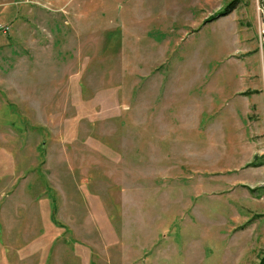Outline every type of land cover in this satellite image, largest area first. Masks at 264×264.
<instances>
[{"label":"rangeland","instance_id":"obj_1","mask_svg":"<svg viewBox=\"0 0 264 264\" xmlns=\"http://www.w3.org/2000/svg\"><path fill=\"white\" fill-rule=\"evenodd\" d=\"M263 40L264 0H0V264H259Z\"/></svg>","mask_w":264,"mask_h":264},{"label":"crops","instance_id":"obj_2","mask_svg":"<svg viewBox=\"0 0 264 264\" xmlns=\"http://www.w3.org/2000/svg\"><path fill=\"white\" fill-rule=\"evenodd\" d=\"M250 112L254 113L255 116L253 115L254 117L250 125V131H248L245 118L250 114ZM261 119L264 120V66H261L260 68H254L253 66H243V69H240V168L247 163L250 164L254 157H260V155L264 154V149H261L259 146V142L255 141L254 139V137L256 136L257 140L261 141L260 136L264 135V128L260 127ZM251 136H253L252 141L249 140ZM255 166L264 168V162H261ZM243 181V174H241L240 172V183H242ZM263 208L264 207H262L261 210H263ZM3 213L4 212H2V208L0 206V215ZM261 213L262 214H257L260 216L256 220L260 219L261 217L264 218V212L261 211ZM247 214L248 216L251 215V213L248 212ZM247 219H249L247 215L241 216L240 214V223L246 221ZM256 220L254 219V221H252L250 225H246L245 227L240 229V238L250 234L252 236L253 231L249 232V229H253V226H256L254 225ZM4 227V225H0V231L4 230ZM260 230H264V228H261ZM49 238L53 237L49 236ZM43 242L48 255H41L37 263L50 264L51 256L49 253L51 252V248L49 245H47L46 240H44ZM250 246L254 245L240 241V255L247 247ZM129 248L130 249L128 255L123 258L122 261L120 260V262H123V264H133L140 260L139 255L134 258L131 257V255L134 253V249L131 247ZM188 253L190 260L194 263L198 262V260H202L204 254L206 257V252L203 253L200 249L189 251ZM78 263L85 264L83 261L79 262L78 259H76L75 264ZM90 263L95 264L94 260L92 262L90 261ZM87 264L89 263L87 262Z\"/></svg>","mask_w":264,"mask_h":264},{"label":"trees","instance_id":"obj_3","mask_svg":"<svg viewBox=\"0 0 264 264\" xmlns=\"http://www.w3.org/2000/svg\"><path fill=\"white\" fill-rule=\"evenodd\" d=\"M228 9H230V6L229 7H226L225 10L223 12H220V15H223L225 13H228L227 11H229ZM259 264H264V256L263 258L261 259L260 263Z\"/></svg>","mask_w":264,"mask_h":264},{"label":"built area","instance_id":"obj_4","mask_svg":"<svg viewBox=\"0 0 264 264\" xmlns=\"http://www.w3.org/2000/svg\"><path fill=\"white\" fill-rule=\"evenodd\" d=\"M7 29H8L7 26H3V27H2V31H4V32H5ZM261 42H262V40H261Z\"/></svg>","mask_w":264,"mask_h":264},{"label":"water","instance_id":"obj_5","mask_svg":"<svg viewBox=\"0 0 264 264\" xmlns=\"http://www.w3.org/2000/svg\"><path fill=\"white\" fill-rule=\"evenodd\" d=\"M263 43H264V40H263Z\"/></svg>","mask_w":264,"mask_h":264}]
</instances>
